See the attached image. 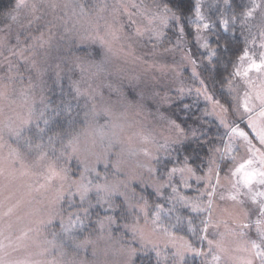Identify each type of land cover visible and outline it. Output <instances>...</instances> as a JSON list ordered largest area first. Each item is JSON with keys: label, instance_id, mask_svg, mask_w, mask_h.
<instances>
[{"label": "rangeland", "instance_id": "374dc122", "mask_svg": "<svg viewBox=\"0 0 264 264\" xmlns=\"http://www.w3.org/2000/svg\"><path fill=\"white\" fill-rule=\"evenodd\" d=\"M193 1L244 43L227 103L204 26L189 39L160 0H14L0 17V264H264V185L233 174L264 168V0ZM181 101L225 128L208 169L181 153L199 134ZM172 203L203 223L178 233Z\"/></svg>", "mask_w": 264, "mask_h": 264}, {"label": "trees", "instance_id": "16d2710c", "mask_svg": "<svg viewBox=\"0 0 264 264\" xmlns=\"http://www.w3.org/2000/svg\"><path fill=\"white\" fill-rule=\"evenodd\" d=\"M13 1L14 0H0V17L7 13L13 4ZM160 2L162 6L169 8L172 12H176L181 16V24L183 28H186L187 32L189 33V39H191V32L193 30H197L199 28L203 29L204 26L208 34V46L212 50V59L209 63L207 62L206 67L208 66L207 68L210 78L212 84H214L213 94L215 97L220 99L221 102L227 103L229 97L227 86L232 81L234 71L239 63L238 61L243 55L244 43L240 38L238 33L239 31L234 30L232 33V30H228L229 28L227 29L226 26L221 28L218 22L214 24L205 19H203L201 22H197L198 20L194 15V10L197 6L195 7V2L193 0H160ZM230 2L231 3L228 7L230 9L232 8V10L238 11L241 9V7H243L241 0H230ZM204 20L208 24L207 27H205L203 24ZM233 28L238 29L237 23H234ZM192 46L194 45L192 44ZM59 98L60 97L57 95L53 96L52 104L58 102ZM179 103L175 105V108L177 109V113H179L177 115L179 120L181 123H183L182 128L186 131H189L191 128L198 127L193 125L196 123H193L192 125L189 123L191 122L189 120L192 119L190 117V119L187 120V113L184 114L182 108L184 103H182V101L180 104ZM192 113L194 114V110H192ZM199 124H202V128L200 129V127H198L197 129L199 134L194 140H189L188 142L181 144V153L183 156H186L187 159L191 160V164H196L201 167L206 160V169H208L210 166L209 162L212 152L215 151L216 148L220 147L224 142L226 131L225 128L219 125L215 119H204V123L199 122ZM165 210L168 211L165 213V215H163L164 218H166V222H170L172 224L171 227H175V229L178 230L177 232L180 234L186 235L188 232H191V227L187 228V225L190 222L192 223V220H188V218H192V216L194 219L193 221L197 223H203V216L199 214L193 215L190 210L181 207L179 203H172V205L170 204L169 206H166ZM179 211L182 212L179 213ZM178 213L181 214L182 217L184 216V218L181 219L178 216ZM177 218H180V220L178 221ZM173 219H175V221H173ZM137 258L136 264H156V257L152 252L140 254L137 256Z\"/></svg>", "mask_w": 264, "mask_h": 264}, {"label": "snow or ice", "instance_id": "6c2138e0", "mask_svg": "<svg viewBox=\"0 0 264 264\" xmlns=\"http://www.w3.org/2000/svg\"><path fill=\"white\" fill-rule=\"evenodd\" d=\"M25 2L26 0H20L18 7H23L25 5ZM248 15H251V13H249ZM205 27H207V25H205ZM261 67H264V64L254 66V70L258 71ZM247 110L248 109L245 106V111ZM237 135L243 137L244 139H247V137H245L244 133L242 132L237 133ZM261 143L264 144V138H261ZM252 163V160H248L246 163L241 164L240 167H238L233 174L243 176V183L245 187H250L253 183L264 185V168H261L259 171L252 170ZM262 195H264V193H262ZM231 199H235V197H231ZM260 255L264 256V252L260 253Z\"/></svg>", "mask_w": 264, "mask_h": 264}]
</instances>
